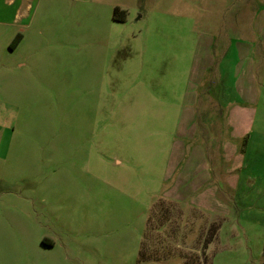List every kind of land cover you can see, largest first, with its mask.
<instances>
[{
  "label": "rangeland",
  "instance_id": "1",
  "mask_svg": "<svg viewBox=\"0 0 264 264\" xmlns=\"http://www.w3.org/2000/svg\"><path fill=\"white\" fill-rule=\"evenodd\" d=\"M14 20L0 264H264V0H23Z\"/></svg>",
  "mask_w": 264,
  "mask_h": 264
},
{
  "label": "crops",
  "instance_id": "2",
  "mask_svg": "<svg viewBox=\"0 0 264 264\" xmlns=\"http://www.w3.org/2000/svg\"><path fill=\"white\" fill-rule=\"evenodd\" d=\"M7 0H4V4L6 5V6H8V7H6V6H4L3 5V3H2V0H0V15H3V16H5V17H3V18H0V30H3V29H7L8 30V34H9V37L11 38V41H12V39L13 38H15V36H16V34L18 33H16L15 35H13L12 33L10 34V30H9V28H8V24H10L11 22H13V21H15L14 20V16L16 17V16H18V13H19V8H20V6H21V4L23 3V0H10L9 2L7 1ZM2 3V4H1ZM14 5V7H11V6H13ZM118 5V4H117ZM9 8H12L13 10H14V12H12V10H10ZM7 15L9 16V15H13V17H12V19H8V17H7ZM14 32V31H13ZM21 32V31H20ZM13 36V37H12ZM25 38H26V34L25 33H23V37L20 39V41H19V43L16 45V46H18L23 40H25ZM214 39L215 38H211V44L213 45V43H215V41H214ZM11 41L9 42V44L11 43ZM215 55H216V57L214 58L213 57V59L211 60L212 62L215 60V62L217 63V67H216V72H217V74L221 71V62H222V60L224 59V56H225V52H224V50H223V46L221 45L220 47L218 46L217 48H216V51H215ZM24 62V61H23ZM235 107H234V109L235 108H237V111H239V109H240V106H239V103H235V105H234ZM196 111V110H195ZM195 111H191L192 113H193V116H195ZM11 140L12 139H10V140H7V141H2V138H0V145H1V143L2 142H4V144L5 145H7V147H9V145H10V143H11ZM3 156L4 157H6V154L4 155L3 154ZM192 161H191V158H190V161H188L187 162V164L185 165V169L187 170V168L189 167V164L191 163ZM205 163H207L206 162V160L205 159H199V162H198V166L199 165H204V166H206V164ZM207 167H208V165H207ZM205 169H206V167H205ZM186 172V174L188 175V177H191V179H194L195 178V180L196 181H198V179L199 180H201L202 179V177H201V175L199 176V174L198 175H196L195 177L191 174V172H189V170H188V172L189 173H187V171H185ZM192 182L194 183V181L192 180ZM47 239V237H44V239H43V241H45Z\"/></svg>",
  "mask_w": 264,
  "mask_h": 264
},
{
  "label": "trees",
  "instance_id": "3",
  "mask_svg": "<svg viewBox=\"0 0 264 264\" xmlns=\"http://www.w3.org/2000/svg\"><path fill=\"white\" fill-rule=\"evenodd\" d=\"M128 11L125 8H121L118 5L113 8V19L124 21L127 19ZM23 37L22 32H18L15 36V38L12 39L10 43V48L13 49L15 46L19 43L20 39Z\"/></svg>",
  "mask_w": 264,
  "mask_h": 264
}]
</instances>
